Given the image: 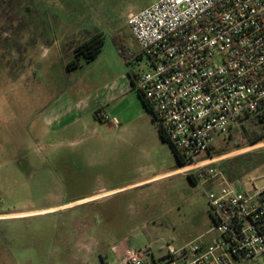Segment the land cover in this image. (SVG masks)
Returning <instances> with one entry per match:
<instances>
[{
  "label": "rangeland",
  "instance_id": "rangeland-1",
  "mask_svg": "<svg viewBox=\"0 0 264 264\" xmlns=\"http://www.w3.org/2000/svg\"><path fill=\"white\" fill-rule=\"evenodd\" d=\"M75 1L68 13L58 9L65 32L95 27L104 43L95 60L66 71L54 43L64 32L36 35L52 9L0 0V264H120L125 247L148 246L157 257L167 244L210 240L216 184L198 171L164 174L178 165L174 153L127 76L145 60L126 55L138 50L126 16L154 0ZM101 93L106 103L93 107ZM57 98L72 112L49 126L42 110ZM214 147L209 158L226 176L227 168L248 189L250 177L264 183V139L248 144L237 127ZM240 158L247 167H237Z\"/></svg>",
  "mask_w": 264,
  "mask_h": 264
},
{
  "label": "built area",
  "instance_id": "built-area-1",
  "mask_svg": "<svg viewBox=\"0 0 264 264\" xmlns=\"http://www.w3.org/2000/svg\"><path fill=\"white\" fill-rule=\"evenodd\" d=\"M126 25L145 60L133 88L183 158L197 159L179 171H198L216 187L207 195L210 240L167 244L157 257L148 246L125 247L120 264L264 263V183L230 181L206 157L264 105V0H154L129 12Z\"/></svg>",
  "mask_w": 264,
  "mask_h": 264
},
{
  "label": "crops",
  "instance_id": "crops-1",
  "mask_svg": "<svg viewBox=\"0 0 264 264\" xmlns=\"http://www.w3.org/2000/svg\"><path fill=\"white\" fill-rule=\"evenodd\" d=\"M22 1H23V3L25 2L28 5L31 2V0H22ZM38 1L40 2L39 4L41 5L42 8L52 9V11H47V13H46L47 17H43V18H46L47 20L40 19L39 21L36 22V24H37V28H36L37 38L40 40H43L45 35L47 33H49L50 31H54V29H58V30L60 29V31L64 32V39H62L61 41L54 40V43H55V47H56V50L58 53L57 55H62V56H60V59H59L60 66L64 67V69L66 70V68H65L66 62L74 57V52H73L74 47L77 44H79L80 42H82L83 40L87 39L92 34L97 33V32H101V31L97 30L94 27L92 29V31L85 32V31L80 30V32L77 34L73 33V34L69 35L68 32H65L67 30V28L62 26V25L68 24L69 22L64 19L65 18L63 16L64 11H62V10L58 11V9H67V13H68L70 9L76 7V1L75 0H38ZM45 25H47V27ZM46 30H48L47 33L45 32ZM132 39L134 40L133 37H132ZM64 40H66V41L64 42ZM134 42H135V40H134ZM44 45H45L44 42L40 43V46H42L44 51L48 50V48L45 47ZM137 47H138V45H137ZM97 56H96V58H97ZM130 57H129L130 58L129 60L130 61L133 60L132 61L133 64H134V62L139 61L140 59H144V57L142 56V54L140 52L139 47H138V50L136 52H134V54L131 53ZM96 58H94L93 60H95ZM93 60H90V61L92 62ZM90 61H85V62H90ZM80 66H81V63L78 67H80ZM77 68H75V69H77ZM138 70H140V69H138ZM137 71H132V72L127 74L130 86L132 88H133L134 74ZM101 94L103 95V97L98 96L93 107H100L103 105V103H106V100H107L106 94H103V93H101ZM54 101H55V103H53L51 105L49 103L42 110L43 119H45L44 122H46V124L49 126H54V123H55L58 115L61 116L62 114H65L66 111H67V113L72 112V111L68 112L70 110L72 104H73L68 98H64L61 101L59 100V98H57ZM172 172H180V171L178 168H174L173 170H171L169 172H165L164 174L172 173ZM160 175H157V176H160ZM153 177H156V176H153ZM107 192H110V191H105L104 193H107ZM92 197H95V196H91L90 198H92ZM55 208H59V206L56 205V206L50 207L48 209L30 210V211L20 212V213H16V214L13 213V214H9V215L29 214V213L39 212V211H43V210H50V209H55Z\"/></svg>",
  "mask_w": 264,
  "mask_h": 264
},
{
  "label": "trees",
  "instance_id": "trees-1",
  "mask_svg": "<svg viewBox=\"0 0 264 264\" xmlns=\"http://www.w3.org/2000/svg\"><path fill=\"white\" fill-rule=\"evenodd\" d=\"M103 35L101 32H97L89 36L87 39L83 40L79 44H77L74 47V57L70 60H68L65 64V68L67 71H71L75 68H77L82 61H90L96 58V56L101 52L102 46H103ZM119 44V43H117ZM137 92V91H136ZM143 106L145 109L150 113L151 118L154 120L152 113H151V107L149 106L147 100L144 98L142 93L137 92ZM98 111V110H97ZM95 111V113H97ZM247 121V119H249ZM239 129L241 130L242 136L247 141L248 144H253L256 142H259L264 139V105L261 106V109L252 115H247L244 117L243 122L239 126ZM159 136L162 140H167L171 146L172 152L174 153L175 159L177 161L176 168H179L181 166H184L185 164H189L192 162H195L197 159L191 158V159H184L182 154L178 152L172 143L166 139V137L162 134V131L158 128ZM232 131L228 134L230 135ZM215 144L210 146V149H208V152L206 154V157H210L212 154L211 150H214ZM238 168H241L242 166L248 165V160L241 161V158L239 159V163L236 164ZM227 177L230 181H235L239 178V175L231 174V172L228 171V169H224ZM203 174L206 173V169L202 168L200 170ZM188 177L190 180L195 181L194 175L188 174Z\"/></svg>",
  "mask_w": 264,
  "mask_h": 264
},
{
  "label": "bare ground",
  "instance_id": "bare-ground-1",
  "mask_svg": "<svg viewBox=\"0 0 264 264\" xmlns=\"http://www.w3.org/2000/svg\"><path fill=\"white\" fill-rule=\"evenodd\" d=\"M15 215V214H14ZM20 215V214H19Z\"/></svg>",
  "mask_w": 264,
  "mask_h": 264
}]
</instances>
